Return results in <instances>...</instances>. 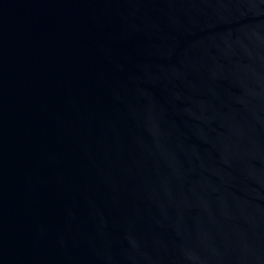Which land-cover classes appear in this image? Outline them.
Returning <instances> with one entry per match:
<instances>
[{"label":"water","instance_id":"water-1","mask_svg":"<svg viewBox=\"0 0 264 264\" xmlns=\"http://www.w3.org/2000/svg\"><path fill=\"white\" fill-rule=\"evenodd\" d=\"M0 264H264V0H0Z\"/></svg>","mask_w":264,"mask_h":264}]
</instances>
